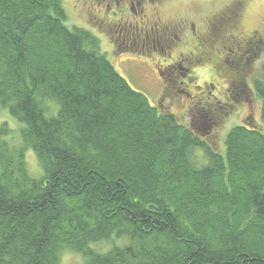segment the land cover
<instances>
[{
	"label": "trees",
	"instance_id": "1",
	"mask_svg": "<svg viewBox=\"0 0 264 264\" xmlns=\"http://www.w3.org/2000/svg\"><path fill=\"white\" fill-rule=\"evenodd\" d=\"M63 1L0 0V105L24 125L20 147L0 126V264H60L64 251L84 264H264V63L259 121L233 127L222 152L135 90L89 31L69 28ZM104 242L105 253L92 247Z\"/></svg>",
	"mask_w": 264,
	"mask_h": 264
},
{
	"label": "rangeland",
	"instance_id": "2",
	"mask_svg": "<svg viewBox=\"0 0 264 264\" xmlns=\"http://www.w3.org/2000/svg\"><path fill=\"white\" fill-rule=\"evenodd\" d=\"M137 1L138 0H126L123 3L124 5L121 4V8H119L117 4H111L109 0H64L63 7H65L68 16L67 26L69 28H83L89 31L99 40L101 52L105 53L108 60L111 61L118 72L135 90L144 93L153 105H160V107L162 105L168 108L170 112L176 115L175 117L178 118L180 123L186 125V127H191V124H199L200 126L198 129L204 132V134H209L208 137L211 143L219 148L222 147L221 150L224 152L225 138L228 132L233 127L242 124L243 120L249 118L250 115L259 121L261 114V100L252 92V88L254 87L255 81L262 78L263 71L264 0H155L154 2L151 1V3H148L147 0H141V2H139L140 5H138L139 3ZM109 6L112 7L111 11L109 10ZM133 8H135L137 12L144 10L143 12L147 16L153 15L157 9L164 24L175 26V32L180 37V41H177L176 44L170 47L169 54L173 59L178 58V56H181L183 53L192 51V49L195 51V49L192 48L195 46V42H192V37H194L193 31L204 33L207 31L208 24H211V20L224 12L230 14L233 8L237 9L238 16L233 15V17H237L235 20L236 22L238 19L240 20L239 27L241 28L238 32V30H236V23H229L230 38L233 36L237 40V37L255 31L258 37L263 39H257L262 41L258 44L260 53L254 64H252V71L246 75L245 84L247 90H242L240 95L243 99L242 103L230 109V104H228L229 102L226 100V95L224 94L227 84L221 77L214 76L211 79L208 75L209 71L203 68V70L198 69L193 73L194 77L197 78L192 82L187 81L188 77L177 78L175 74H171V77L173 76V79L176 81L172 84V88L181 92L169 98L161 96L163 86H161V81L155 74L154 65L157 62H162L164 64L165 61L163 58L166 56L163 57L160 55L161 50L156 41L157 37L155 35H150L147 43H150L148 44L150 49H152V47H157L159 50H156V52L151 50L152 52L146 54L119 52V49L112 45L109 40V38H113V40L118 41L117 43L119 45L123 43V39L129 35L127 31L122 32L116 30V32H112L111 18H114L113 20H118L119 25L125 24L122 28L128 26L129 29H131L130 24H133L135 18H137V21H141L140 15V17H135L133 14ZM117 11L119 13L116 15L115 12ZM90 17L94 23L103 26H93ZM184 25L186 26L184 27ZM185 43H191V45L189 46ZM229 45L228 42L225 46L228 47ZM122 47L126 48L127 46L122 44ZM216 48H218V46H216ZM171 77L169 75V79H171ZM208 83L214 84L215 88H211L210 90L207 89L206 86ZM200 94H203L204 97L205 95L214 96V98L220 101L217 104V108L219 107V110L223 113L228 112L226 117L220 118L222 121L219 122V124L216 123L215 129H210L209 133V130L207 131L208 125L212 123L211 121H213L214 118L218 119V114L220 113L215 114L214 112H208L204 109L198 110V106L195 108L196 110H194V106L197 105L194 103L196 102L194 98ZM236 94L239 96L238 93ZM191 108L193 109L192 112H190ZM1 125L7 126L4 139L8 141L11 146L20 147L22 145L20 134L24 125L14 118L7 109L2 108L0 105V126ZM202 156V153H198L197 159L201 163L197 162V165L200 167L205 165L208 161ZM25 162L32 178L37 179L41 177L40 175L43 173L42 167L33 150L27 149L25 151ZM115 244L118 246L123 243L118 244L116 241ZM92 247L95 248L96 251L105 253L113 247V244L104 242ZM84 262L85 260L81 255L71 251H64L61 256L60 264H84Z\"/></svg>",
	"mask_w": 264,
	"mask_h": 264
},
{
	"label": "flooded vegetation",
	"instance_id": "3",
	"mask_svg": "<svg viewBox=\"0 0 264 264\" xmlns=\"http://www.w3.org/2000/svg\"><path fill=\"white\" fill-rule=\"evenodd\" d=\"M125 1L126 0H109L111 4H117L119 8H121L120 5ZM137 2L139 3L141 0H138ZM148 3H151V1ZM138 5H140V3ZM109 10L111 11L112 7L109 6ZM132 10L135 17L139 15L141 16V21H137V18H135L133 24H130L131 29H129L128 26H124V28H122L125 24L119 25L118 20H113L114 18H111V30L112 32H116V30L129 32L128 37L123 39V43H121L120 46L122 47V44L126 45V49H131L135 53L146 54L152 52L151 50H154L155 52L156 50H159L157 47H152V49H150V46H148L150 43H147L150 35H155L157 37L156 41L161 50L160 55L163 57L166 56L163 58L165 61L164 64L162 62H157L154 65L155 74L159 77L162 84L161 86H163L161 96L164 97L166 89H168L169 86L172 88V84L176 82L173 79V76L171 77V74H175V77L177 78L188 77L187 81L192 82L197 78L194 77L193 73H195L198 69L201 70L202 68L210 72H208V75L211 79L212 77L217 76L219 78L221 77L223 81H225L227 88L225 89L224 94L226 95V100L230 105H232L231 96L233 92L241 95L242 90H247L245 84L246 75L252 71V64H254L258 54L260 53V47L258 44L262 41L257 39H263L258 37V34L255 31H251L241 37L239 36L237 37V40L233 36L230 38L229 23H236L237 27H235L238 32L241 28L239 27L240 20L238 19L237 22L235 21L237 17L234 18L231 14L224 12L215 19L211 20L212 22L211 24H208L206 32L198 33L193 31L194 37H192V42H195V46L192 48H194L195 51H193V49L190 51L189 49L190 52L183 53L181 56H178V58L173 59L169 54L170 47L176 44L177 41H180V37L175 32V26L164 24L157 9L151 16H147L143 12L144 10H140L139 12H137L135 8ZM118 13V11L115 12L116 15ZM222 22H227L228 27L226 34L222 36V39H220L216 37V29L222 25ZM185 26L186 25H184V27ZM228 42L230 45L227 47L225 45L228 44ZM185 44L189 46L191 45V43ZM216 46H218V48H216ZM229 65L235 66L236 69L230 71L228 69ZM169 75L171 79H169ZM206 88L209 90L211 88L214 89L215 85L208 83ZM195 97L194 101L196 102L194 103L197 105L194 107L198 106L200 110L207 109L208 112H214L215 114L220 112L219 107L217 108V104L220 101L217 100V98H214V96L205 95L204 97L203 94H200ZM230 105L229 107L231 108Z\"/></svg>",
	"mask_w": 264,
	"mask_h": 264
}]
</instances>
